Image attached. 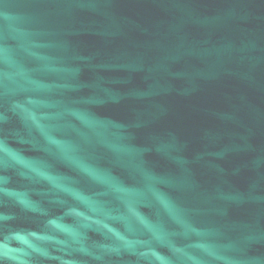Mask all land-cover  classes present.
I'll list each match as a JSON object with an SVG mask.
<instances>
[{
    "label": "water",
    "instance_id": "95a60500",
    "mask_svg": "<svg viewBox=\"0 0 264 264\" xmlns=\"http://www.w3.org/2000/svg\"><path fill=\"white\" fill-rule=\"evenodd\" d=\"M0 264H264V0H0Z\"/></svg>",
    "mask_w": 264,
    "mask_h": 264
}]
</instances>
